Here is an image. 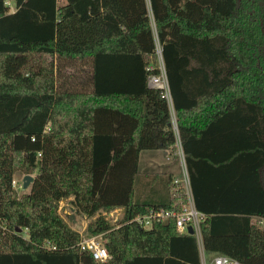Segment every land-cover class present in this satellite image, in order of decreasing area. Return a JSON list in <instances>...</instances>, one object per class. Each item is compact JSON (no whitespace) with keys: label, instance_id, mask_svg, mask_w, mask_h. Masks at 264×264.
<instances>
[{"label":"trees","instance_id":"trees-1","mask_svg":"<svg viewBox=\"0 0 264 264\" xmlns=\"http://www.w3.org/2000/svg\"><path fill=\"white\" fill-rule=\"evenodd\" d=\"M7 1L0 264H200L196 237L178 233L173 217L131 222L188 204L173 176L138 173L141 151L175 156L177 139L203 252L264 264V230L253 221L264 220V0H64L56 14L23 0H9V12ZM157 44L174 118L148 86ZM20 172L35 176L18 198ZM69 197L89 219L122 209L119 228L100 216L85 229L102 235L107 262L81 251L56 213Z\"/></svg>","mask_w":264,"mask_h":264},{"label":"built area","instance_id":"built-area-1","mask_svg":"<svg viewBox=\"0 0 264 264\" xmlns=\"http://www.w3.org/2000/svg\"><path fill=\"white\" fill-rule=\"evenodd\" d=\"M148 86L153 89L161 90L165 98L167 95L170 96L164 71L159 70V74L157 75L151 74L148 77ZM181 155H182L183 165L185 168V177H186L187 186L186 188L182 187L180 184V181L174 178L175 188L173 190L175 194H178V189L182 187L185 190V194L188 199V204L182 209L181 212H174V211L173 212L172 211L156 212V213H153L147 216L136 217L133 220H131V222H136L139 225H143L145 228H149L152 220L164 221L167 218L173 217L175 221L174 222L175 228L177 232L180 234H188L187 227L192 226L193 231H194V236L197 237L196 238L197 244L201 252L202 247H201V240H200V234H199V220L201 218V214H199L194 209L182 151H181ZM15 186H16V183L12 181V187L14 188ZM100 216L103 217L105 220L109 221L113 225L114 229L119 228L123 224L122 223L123 212L121 208H115L111 211H101L95 214V216L92 219H95ZM146 224H148L149 227H147L148 225L146 226ZM256 224L261 226L262 230H264V220L263 219H257ZM79 235H80V241L78 243V247L81 251L89 252L92 258L95 261L100 262V263H105L110 259V255L102 243V240H101L102 235L88 236V237H83L82 234H79ZM198 240H199L200 245L198 243ZM203 254L204 253L202 250L201 255ZM200 264H239V263L234 260L229 259L228 257L224 255H213V258L209 263H206L205 259L201 256Z\"/></svg>","mask_w":264,"mask_h":264},{"label":"rangeland","instance_id":"rangeland-1","mask_svg":"<svg viewBox=\"0 0 264 264\" xmlns=\"http://www.w3.org/2000/svg\"><path fill=\"white\" fill-rule=\"evenodd\" d=\"M23 2H29L30 4H34L35 6L36 5L37 6H45V5L50 6L52 8L51 10H53L55 14H56L57 7L64 4V0H23ZM6 5L9 9V12L14 11L15 9L14 4L11 1L8 0L6 2ZM151 58H152V61L154 62V66H156L160 71H164L161 51H160V47L158 46V44L156 47V51ZM67 72L69 71L67 70ZM76 79L82 80V75L77 74ZM166 99L168 100V103L171 108V115L174 118V112L172 109L170 96L167 95ZM176 146L178 147V152L176 154L177 157L167 158L168 160H165V158L161 156L162 153L159 150L142 151V154L140 157L141 158L140 164L138 167L139 174L141 176H145V175H151L155 172L167 171L173 174L174 178L180 181V184L182 187L186 188L187 182H186V177H185V168H184L183 161H182V155H181L182 150H181V146H180L178 139H177ZM28 175H30L33 178L35 176L34 173L28 174ZM24 176H26V174H23L20 172V173L15 174L12 179L16 183V186L14 187V191L18 198L21 197L23 194L28 193L30 185H31L29 184V186L25 190L22 189V180ZM56 213L67 223V225L72 230L78 232L79 234H82L83 237L89 236L85 232V229L88 223L91 221V219L87 218L86 216L76 211L75 206L72 204V197L60 200L56 207ZM147 225L148 224H146V226ZM147 227H149V225ZM22 235L26 237V230H23ZM198 243H199V240H198ZM201 254H202V249H201ZM202 257L205 259L206 263H209L212 260L213 255L212 254L208 255L204 253Z\"/></svg>","mask_w":264,"mask_h":264},{"label":"water","instance_id":"water-1","mask_svg":"<svg viewBox=\"0 0 264 264\" xmlns=\"http://www.w3.org/2000/svg\"><path fill=\"white\" fill-rule=\"evenodd\" d=\"M174 128L176 129V126L174 125ZM33 181V177H31L30 175H26L24 176L23 180H22V189L25 190L29 184H31ZM16 233H20L21 232V228L16 227ZM187 233L188 235H194V231L192 226H188L187 227Z\"/></svg>","mask_w":264,"mask_h":264},{"label":"crops","instance_id":"crops-1","mask_svg":"<svg viewBox=\"0 0 264 264\" xmlns=\"http://www.w3.org/2000/svg\"><path fill=\"white\" fill-rule=\"evenodd\" d=\"M143 151H146V150H143ZM159 151H161V156H163L164 158H165V160H168L167 158H173V157H177V155H171L168 151H164V150H159ZM177 152H178V147H177ZM141 154H142V151L139 153V159H138V167H139V164H140V157H141ZM177 154V153H176ZM139 173V172H138ZM167 174V175H171V176H173V174H171V173H169V172H167V171H165V172H155V173H153V174H151V175H154V174ZM173 178H174V176H173ZM176 179V178H175ZM176 180H178V179H176ZM179 181V180H178ZM256 220H257V218H253V221H255L256 222ZM199 253H200V261H201V252H200V250H199ZM204 253V252H203ZM210 255V254H209Z\"/></svg>","mask_w":264,"mask_h":264}]
</instances>
